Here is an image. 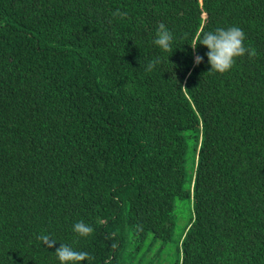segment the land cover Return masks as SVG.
<instances>
[{
	"label": "trees",
	"instance_id": "obj_1",
	"mask_svg": "<svg viewBox=\"0 0 264 264\" xmlns=\"http://www.w3.org/2000/svg\"><path fill=\"white\" fill-rule=\"evenodd\" d=\"M233 26L256 56L209 72L191 44ZM190 196L174 264H264V0H0V264H145Z\"/></svg>",
	"mask_w": 264,
	"mask_h": 264
},
{
	"label": "clouds",
	"instance_id": "obj_2",
	"mask_svg": "<svg viewBox=\"0 0 264 264\" xmlns=\"http://www.w3.org/2000/svg\"><path fill=\"white\" fill-rule=\"evenodd\" d=\"M114 16L123 18L127 15L125 12L117 10L113 13ZM245 33L239 27L217 28L215 31H207L197 34L195 41L191 44L195 51L198 45H203L209 49L205 54L208 57V62L211 65L209 72L225 73L228 72L239 57L247 54L249 58L256 56V50L251 47H245ZM173 34L166 28L163 23L158 25L156 38L153 43L165 52L172 51ZM204 60L200 55L195 56V64L198 66ZM158 60L151 61L146 71H152ZM175 75V74H174ZM73 231L80 237H88L93 233V228L83 221L74 224ZM44 243L47 248H55L57 240L50 235L40 234L37 237ZM55 255L61 264H80V262L92 260L91 255L87 251H77L71 246L61 243L60 247L56 248Z\"/></svg>",
	"mask_w": 264,
	"mask_h": 264
},
{
	"label": "rangeland",
	"instance_id": "obj_3",
	"mask_svg": "<svg viewBox=\"0 0 264 264\" xmlns=\"http://www.w3.org/2000/svg\"><path fill=\"white\" fill-rule=\"evenodd\" d=\"M193 149L194 147L191 146L185 163L187 190L193 189L196 169H194L192 161L198 159ZM175 206L173 216L175 231L171 242L164 246L161 241H156L153 235H148L145 242L142 243L143 253L150 249L153 257L149 258V260L143 258L145 264H174V262L182 258V241L194 216L192 196L183 201L175 200ZM135 264H139V262Z\"/></svg>",
	"mask_w": 264,
	"mask_h": 264
}]
</instances>
